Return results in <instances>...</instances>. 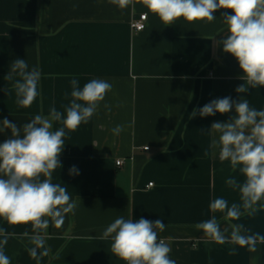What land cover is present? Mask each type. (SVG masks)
Masks as SVG:
<instances>
[{"label":"crops","instance_id":"crops-1","mask_svg":"<svg viewBox=\"0 0 264 264\" xmlns=\"http://www.w3.org/2000/svg\"><path fill=\"white\" fill-rule=\"evenodd\" d=\"M225 11L232 14L217 10L211 23L181 18L164 26L142 0L125 9L109 0H0V121L7 118L22 127L36 115L47 118L52 106L66 115L73 78L81 88L93 79L112 84L88 123L75 132L65 130L62 166L51 181L66 187L78 207L61 228L50 223L41 233L50 252L39 264H125L112 254L111 238L102 239L120 216L161 220L166 227L158 239L170 247L176 264H264V244L258 243L255 252L221 245L194 227L215 215L221 230L228 228L225 235L237 223L250 230L246 235H264V209L252 215L242 209L239 220L209 210L219 197L229 206L241 203L239 192L225 181L235 177L243 183L245 178L229 161L219 160V150L211 146L218 136L209 131L213 122L235 116V110L191 114L223 97L242 96L250 107L264 109V87L238 94L243 70L215 43L228 35ZM144 13V30L131 29V21ZM16 59L41 73L39 95L29 108L17 104L13 81L5 78ZM117 125H124L119 136L111 132ZM60 127L53 122V131ZM10 136V130L0 131V144ZM72 166L79 175H69ZM0 228L14 233L4 248L11 264H37L28 252L31 224L13 226L0 219ZM25 231L29 237L22 235ZM231 248L236 255L228 254Z\"/></svg>","mask_w":264,"mask_h":264},{"label":"clouds","instance_id":"clouds-1","mask_svg":"<svg viewBox=\"0 0 264 264\" xmlns=\"http://www.w3.org/2000/svg\"><path fill=\"white\" fill-rule=\"evenodd\" d=\"M109 3L125 9L133 0H109ZM142 3L164 26L173 25L181 18L189 24L211 23L216 20L213 13L217 10H231L232 14L221 13L228 35L215 43L222 45L224 53L235 57L243 70V75L237 78L245 83L237 86L235 91L239 94L250 88L264 87V0H142ZM76 7L73 5V10ZM5 78L13 81L17 104L29 108L39 95L40 71L35 67L29 69L23 59H16ZM70 84L71 100L65 108L66 115L52 106L47 118L36 115L22 127L7 118L0 121V131L11 132L10 138L0 144V219L13 226L31 224L33 247L28 252L37 264L50 252L41 233H46L50 223L61 228L65 216L74 215L78 207L66 187L51 181L53 171L62 166L59 156L65 145V136L75 132L82 123H88L112 90V84L105 80L93 79L81 88L79 81L73 78ZM104 107L111 111L110 105ZM233 109L235 116L227 122H213L209 130L218 136L211 146L219 150V160L229 161L233 171L238 170L245 178L243 183L235 177L225 181L233 191L239 192L240 204L229 206L223 197L209 204L212 213L226 211V220H239L242 209L249 210V215L264 209V109L250 107L248 99L241 96L235 100L231 97L212 100L191 113L193 118L197 114L208 117L229 113ZM54 121L62 124L55 131L52 130ZM123 131L124 125L111 129L115 136ZM205 155H208L207 151ZM69 175H79L78 169L72 166ZM165 227L159 219L126 220L120 216L107 226L102 239L111 238L112 254L125 264H176L169 256L170 247L163 239H158V231H164ZM194 227L202 231L207 241L221 245L231 243L255 252L258 243L264 244V235H246L244 233L250 230L239 223L230 225L231 233L225 235L228 228L222 231L215 215ZM11 235L14 233L0 228V264H11L4 251ZM22 235L29 237L27 231ZM228 254L236 255V248H231Z\"/></svg>","mask_w":264,"mask_h":264},{"label":"built area","instance_id":"built-area-1","mask_svg":"<svg viewBox=\"0 0 264 264\" xmlns=\"http://www.w3.org/2000/svg\"><path fill=\"white\" fill-rule=\"evenodd\" d=\"M145 20H146V14H141L139 15L138 18L136 19H133L130 23V27L131 29L137 31V32H140L142 30H144L145 28ZM143 149H148V147H143ZM116 165H120L122 164V161L121 160H117L116 162ZM152 185V183H149L148 186Z\"/></svg>","mask_w":264,"mask_h":264}]
</instances>
